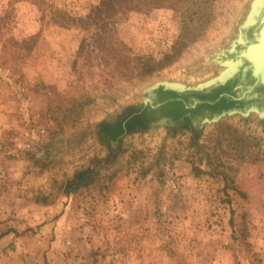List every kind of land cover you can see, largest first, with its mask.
<instances>
[{
	"label": "rangeland",
	"instance_id": "rangeland-1",
	"mask_svg": "<svg viewBox=\"0 0 264 264\" xmlns=\"http://www.w3.org/2000/svg\"><path fill=\"white\" fill-rule=\"evenodd\" d=\"M260 1L130 0L87 30L101 0H0V264H264V113L166 90L231 71Z\"/></svg>",
	"mask_w": 264,
	"mask_h": 264
},
{
	"label": "water",
	"instance_id": "water-1",
	"mask_svg": "<svg viewBox=\"0 0 264 264\" xmlns=\"http://www.w3.org/2000/svg\"><path fill=\"white\" fill-rule=\"evenodd\" d=\"M263 30L264 0H261L251 22L242 31V42L236 43L232 51H225L221 55L223 61L233 64L231 71L219 80L197 89L171 87L166 90L181 97L185 110L210 115L205 119H215L226 114L243 113L250 110H259L264 113V79L260 84L257 81L259 86L258 84L250 88L243 86L246 79L257 73V63L249 54L256 42L259 44L261 42L259 46L264 48V44L258 38ZM256 87L258 88L255 92ZM253 91L254 96H252Z\"/></svg>",
	"mask_w": 264,
	"mask_h": 264
},
{
	"label": "trees",
	"instance_id": "trees-1",
	"mask_svg": "<svg viewBox=\"0 0 264 264\" xmlns=\"http://www.w3.org/2000/svg\"><path fill=\"white\" fill-rule=\"evenodd\" d=\"M133 1H135V0H133ZM137 1H142V3L146 4V5L149 4L151 6V8H153V7L162 5L166 2H170V1H174V0H137ZM129 3H130V0H101L100 6L96 8V12H94V11L92 12V16H88V18H86V19H80L78 17H73V18H69V21L72 24L82 25L85 27V29L88 30L89 25H91V24L99 25V22L101 20H103V21L106 20V18H110V20H111L112 18L116 17V20H118L120 16H117V15L119 14V12H120V14L122 13V15H123V12H121V11L128 10L129 8L127 6L129 5ZM102 14H104V15L102 16ZM164 67H165V65H164L163 61H158V62L156 61L154 66H149V68L146 71H143L141 74L142 75L150 74V73L154 72L155 70L160 69V68L162 69ZM105 128H106V126H104V129ZM122 130H124V127L121 125H117L115 127H112L110 132L117 133V132H120ZM113 135H111V134L109 135V141L114 139V137H112ZM81 183H82L81 178L76 181L77 185H80Z\"/></svg>",
	"mask_w": 264,
	"mask_h": 264
},
{
	"label": "bare ground",
	"instance_id": "bare-ground-1",
	"mask_svg": "<svg viewBox=\"0 0 264 264\" xmlns=\"http://www.w3.org/2000/svg\"><path fill=\"white\" fill-rule=\"evenodd\" d=\"M258 38H259V40L262 41V44H264V30H263L262 35H259ZM256 43L253 45V50L250 51L249 55L254 60V62L257 63L258 70H257V73L255 75H253L251 78L249 77L248 79H246L243 86L248 87V88H250L251 86H253L255 84H258V83L260 84V82H262V80L264 79V48L259 46V45H261V42H260V44H259V42H256ZM257 81H258V83H257ZM259 84L257 86H259ZM252 88L254 89V87H252ZM257 88L258 87H256L255 92L257 91ZM255 92L253 91L252 96H254Z\"/></svg>",
	"mask_w": 264,
	"mask_h": 264
}]
</instances>
